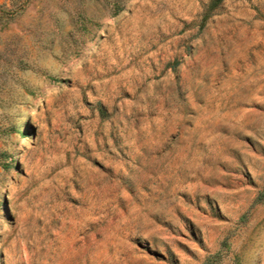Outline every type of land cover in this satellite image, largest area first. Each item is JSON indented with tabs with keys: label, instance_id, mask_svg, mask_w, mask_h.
Returning a JSON list of instances; mask_svg holds the SVG:
<instances>
[{
	"label": "rangeland",
	"instance_id": "374dc122",
	"mask_svg": "<svg viewBox=\"0 0 264 264\" xmlns=\"http://www.w3.org/2000/svg\"><path fill=\"white\" fill-rule=\"evenodd\" d=\"M0 264H264V0H0Z\"/></svg>",
	"mask_w": 264,
	"mask_h": 264
}]
</instances>
